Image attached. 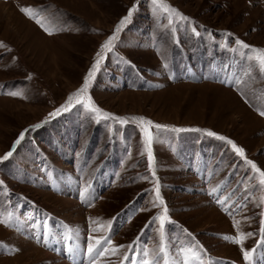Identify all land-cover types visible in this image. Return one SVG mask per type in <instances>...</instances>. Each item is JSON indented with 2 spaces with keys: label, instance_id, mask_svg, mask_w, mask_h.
Segmentation results:
<instances>
[{
  "label": "rangeland",
  "instance_id": "rangeland-1",
  "mask_svg": "<svg viewBox=\"0 0 264 264\" xmlns=\"http://www.w3.org/2000/svg\"><path fill=\"white\" fill-rule=\"evenodd\" d=\"M163 3L188 21L169 24L151 0H0V157L24 133L0 162V264H41L39 252L64 264H163L159 221L150 222L165 207L168 264H246L241 247L261 250L255 257L264 264V185L247 163L264 172V73L235 44L264 49V0ZM134 6L87 92L127 123L75 103L50 116L82 86ZM140 117L164 126L149 128L152 170L133 119ZM65 199L79 207L81 232ZM238 235L241 245L224 239ZM96 239L101 250H119L90 257ZM22 242L37 252L21 250Z\"/></svg>",
  "mask_w": 264,
  "mask_h": 264
},
{
  "label": "snow or ice",
  "instance_id": "snow-or-ice-1",
  "mask_svg": "<svg viewBox=\"0 0 264 264\" xmlns=\"http://www.w3.org/2000/svg\"><path fill=\"white\" fill-rule=\"evenodd\" d=\"M151 3L156 7V9H159L163 12L168 13L169 24L172 23L171 17H178L180 20H183V21H188V19H189L188 17L181 15L175 9L170 8L167 4L163 3V0H151ZM134 9H135V6L132 9H129L128 14L126 16H124L123 18H121L119 23L116 25V28H115L113 35L110 36L101 45L100 51L97 52V54H96L97 58L95 59L94 63L91 65V68L89 69L88 73L84 77L82 86L79 89H77L76 92L69 95L65 104L61 105L60 108H57L54 112L50 113L49 114L50 116L55 117V116L61 114L62 112L70 110L75 103V104H82L83 107L88 112L94 113L97 119L107 120V119L111 118L114 120H119V122L121 124L127 123V121L122 119V118L110 116L109 113L102 112V110L100 108H98L93 103L91 97H89L87 95V92H88L89 86L92 82V79L94 78V76L96 75L97 71L100 68L101 61L104 59L103 53L112 51L113 42L116 39V34H118L122 30V28L129 22L130 18L133 15ZM20 10L28 18L35 19V22L38 25H41V27H43V24L41 23V21L38 18H36V15L34 14V12L31 8L22 7ZM44 30L47 31L49 35L52 34L50 31H48V29L45 28ZM193 31H195V29H193ZM235 44L239 48H242L245 50L250 49L251 53L253 54L252 56H250V59H254L258 63L261 73H264V49L252 48L250 45L242 42L239 39L235 40ZM10 95L15 96L18 94L17 93H10ZM260 115L264 116V112H261ZM133 119H136L137 123H139L141 125V132L143 134L144 149L148 154V167H149V170H152L154 161H153L152 148H151L152 134L149 131V128L155 127L157 129H160L164 126L159 125V124H153L151 121H147L143 117H140L138 119L137 118H133ZM35 127H40V125H36ZM172 131H176V132H186V131L199 132L201 130L200 129L175 128V129H172ZM205 134L208 136H216V134L214 132H211V131H207ZM23 137H24V133L22 132L20 134V137L14 142L13 149L8 151L7 153H5L3 157H0V162L8 160L13 155V151L15 150L16 145H18L21 142ZM217 138L222 140V141H226L227 144L231 145L233 151H235L237 155L244 157V155H245L244 150L242 148L237 147V145L233 141H231L230 139H227L223 136H218ZM247 163L251 166V169L253 170V172L257 173L259 175L260 185H264V172H261L257 168L256 164L253 163L252 161H247ZM155 202L158 205L164 204V201H163V199H161V196H160L159 185H157L155 188ZM261 203L264 204V198H261ZM262 215H264V213H262ZM155 221H159V229H158L159 237H160V239H159V253L161 254V259L163 260V264H168V259H167L166 255H164L165 254V244H164L165 222L168 221V209L166 207L163 209L161 215L158 217H154L153 221L150 223H154ZM0 223H5V221L0 220ZM238 223L239 222H237V224ZM261 225L264 226V219L261 220ZM146 227H147V225H146ZM234 227H236V224H234ZM246 236L251 237L252 233H247ZM104 239H105L107 245L112 244V241L109 238L105 237ZM224 239L229 240V242H231V243L241 245L243 243V240H244V235H238L236 238L224 237ZM262 243H264V242H262ZM100 245H101V240H99V239H96L94 241V243L89 244L88 254L90 257H93L94 254L99 255V256H104L109 251L112 254H115L119 250L116 247H112V248L105 247L101 250L99 248ZM128 247L131 248L132 245H129ZM17 251H18V249H17ZM241 252L243 255V259L246 262L250 261V259L252 258L253 252L245 250L243 247H241ZM147 255H148V253L145 252V256H147ZM124 258L128 259L127 256H125ZM195 258H196L195 256H192V259H195ZM92 264H96L95 259H93ZM142 264H153V262L149 261V260H143ZM155 264H160V261H156ZM184 264H188L187 260L184 262Z\"/></svg>",
  "mask_w": 264,
  "mask_h": 264
},
{
  "label": "bare ground",
  "instance_id": "bare-ground-1",
  "mask_svg": "<svg viewBox=\"0 0 264 264\" xmlns=\"http://www.w3.org/2000/svg\"><path fill=\"white\" fill-rule=\"evenodd\" d=\"M63 202L66 206V209L70 213L69 218H72L73 219L72 221L76 222V230L81 232V227L79 226L80 221H81L80 220L79 207L77 205H75L74 202H71L69 199H65V200H63ZM220 247H222V249H223V245H221ZM20 248L23 251L28 250V251L37 252L36 248L31 244L23 243V244H21ZM39 253L41 254V264H44L46 262H49L48 264H64L61 261H59L58 259L53 258L52 256H49L48 254H46L44 252H39ZM259 253H261V252H259ZM255 255H256V253H255ZM255 255L253 256V259H252L254 261L253 263L259 262V260H258L259 256L255 257Z\"/></svg>",
  "mask_w": 264,
  "mask_h": 264
}]
</instances>
